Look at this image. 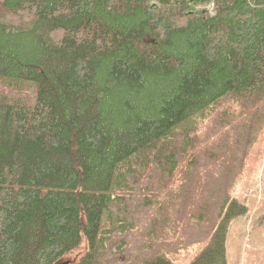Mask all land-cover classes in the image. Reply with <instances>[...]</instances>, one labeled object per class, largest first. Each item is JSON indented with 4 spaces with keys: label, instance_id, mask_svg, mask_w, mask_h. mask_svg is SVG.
I'll list each match as a JSON object with an SVG mask.
<instances>
[{
    "label": "trees",
    "instance_id": "1",
    "mask_svg": "<svg viewBox=\"0 0 264 264\" xmlns=\"http://www.w3.org/2000/svg\"><path fill=\"white\" fill-rule=\"evenodd\" d=\"M263 160L264 0H0V264H226Z\"/></svg>",
    "mask_w": 264,
    "mask_h": 264
},
{
    "label": "rangeland",
    "instance_id": "2",
    "mask_svg": "<svg viewBox=\"0 0 264 264\" xmlns=\"http://www.w3.org/2000/svg\"><path fill=\"white\" fill-rule=\"evenodd\" d=\"M207 9L214 11V6ZM233 196L247 212L229 227L226 264H264V160L257 171L238 179Z\"/></svg>",
    "mask_w": 264,
    "mask_h": 264
},
{
    "label": "water",
    "instance_id": "3",
    "mask_svg": "<svg viewBox=\"0 0 264 264\" xmlns=\"http://www.w3.org/2000/svg\"><path fill=\"white\" fill-rule=\"evenodd\" d=\"M75 262H76V259L74 260L66 259V260L59 262L58 264H75Z\"/></svg>",
    "mask_w": 264,
    "mask_h": 264
},
{
    "label": "built area",
    "instance_id": "4",
    "mask_svg": "<svg viewBox=\"0 0 264 264\" xmlns=\"http://www.w3.org/2000/svg\"><path fill=\"white\" fill-rule=\"evenodd\" d=\"M209 12H210V14L212 15L214 11H213V10H211V11H209Z\"/></svg>",
    "mask_w": 264,
    "mask_h": 264
}]
</instances>
